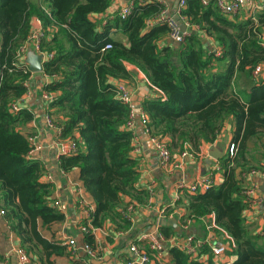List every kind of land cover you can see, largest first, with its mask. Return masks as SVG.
<instances>
[{
  "label": "trees",
  "instance_id": "trees-1",
  "mask_svg": "<svg viewBox=\"0 0 264 264\" xmlns=\"http://www.w3.org/2000/svg\"><path fill=\"white\" fill-rule=\"evenodd\" d=\"M112 1L0 0V211L19 248L30 263L54 264L53 257H72L66 246L41 234L51 232L64 215L51 203L50 184L41 182L44 166L29 159L34 134L26 129L34 115L27 108L12 109L28 92L33 75L20 50L37 19L39 49L49 56L42 71L51 80L43 87L50 96L47 115L61 138L72 139L76 147L74 154L59 157V168L77 172L78 186L94 204L82 223L86 245L95 247L90 231L108 221L118 231L130 228L124 198L143 205L150 197L149 191L135 188L137 161L130 155L134 135L125 128L131 109L119 100L113 82L129 78L125 64H130L163 95L143 101L141 107L148 137L169 138L170 149L182 151L188 145L199 151L203 143L215 141L230 116L234 118L232 144L237 152L219 160L223 181L204 193H184L186 217L214 216L215 224L234 241L235 247L226 252L234 260L226 264H264V236L251 234L244 225L243 212L250 205L236 174L237 168L241 173L253 169L247 166L246 143L264 136V85L254 84L248 100L233 85L238 74L252 77L254 68L264 64V6L239 20L238 14L221 13L217 0H184L179 14L190 27L184 43L174 48L159 46L169 36L166 24L156 21L165 9L158 1L133 0L127 16L117 12L99 30L100 22L90 17L106 13ZM117 30L126 36L127 46L111 39ZM203 36L213 38L221 52H209ZM168 229L161 227L164 238ZM141 251L150 259L147 264H161L148 248ZM209 252L205 245L201 253H207L212 264ZM168 254L170 264H200L199 257L175 246Z\"/></svg>",
  "mask_w": 264,
  "mask_h": 264
},
{
  "label": "crops",
  "instance_id": "crops-1",
  "mask_svg": "<svg viewBox=\"0 0 264 264\" xmlns=\"http://www.w3.org/2000/svg\"><path fill=\"white\" fill-rule=\"evenodd\" d=\"M133 0H113L111 6L102 15L91 16L92 22H100L101 27L114 17V14L127 7ZM143 1V0H139ZM158 1L165 7L164 17L175 18L179 8L180 0H146ZM209 1V0H202ZM228 1V0H224ZM259 12L253 5H246L237 15L239 20L254 16ZM231 19V17H228ZM158 22V21H157ZM39 27L36 19L32 21V30ZM196 31L198 28L194 26ZM113 41L127 46L126 36L120 31L110 33ZM262 42L264 43V28L262 30ZM202 43L209 52H221L220 47L213 38L203 36ZM172 45L174 48L180 45L166 37L160 41V47ZM29 50H33L29 47ZM27 53V52H26ZM25 59V56H24ZM23 59V60H24ZM125 69L129 78L120 81L125 84L130 92L132 107L135 110L134 119V137L132 145L141 149L139 155H135L133 150L130 155L137 161L136 171L138 178L135 188L138 190L151 191V195L146 204H138L130 198H124L126 204L133 203L135 211L133 213L131 226L124 231H118L111 222H106L102 228L94 229L92 241L98 253L95 258L90 257L86 252V243L84 232L81 231L82 223L86 220L84 213L79 207V200H83L92 210L94 204L89 195L78 185L77 172L71 171L64 173L59 168L60 152L54 146V133L46 126L45 117L47 115V102L43 100V87L51 80L42 73L33 74L27 83L28 92L18 102L20 108L30 110L34 118L26 129L36 136L37 149L32 151L29 159L37 160L44 166V173L41 182L50 184L52 191L51 203H59L56 207L64 215V221L52 227L51 232L41 230V234L47 239H54L66 246L72 257H53L54 264H126L130 260H136L135 255L130 251L132 245L142 250L149 249V243L156 241L162 247V253L153 255L156 261L161 264H170L171 257L168 254V248L179 246L184 240L192 238L193 241H207L209 245L220 242H226L221 232L211 229L209 226L214 221V216L207 215L197 220H192L187 225L183 220L186 217V197L184 193L177 195V186L182 183H190L196 179L209 176L213 169L219 165V160L228 154V148L232 144L235 122L233 117H229L223 124L220 133L212 144L203 143L199 151L204 154L203 158L198 160H186L180 170L168 172L160 166L158 155L150 142L144 126L141 124L140 116L142 112V102L161 98L160 92L151 87L145 75L135 66L125 64ZM115 84V81H113ZM262 83L264 85V65L262 72L257 79L247 77L244 74H238L234 79V89L243 96V100H248L251 88L254 84ZM139 107V110L137 109ZM133 110V111H134ZM138 111V112H137ZM74 138H78L77 132L73 133ZM170 143V139L166 138ZM247 145V166L256 170L258 174L249 175L236 169V174L242 179L244 188L254 187L256 200L255 204L243 212L244 225L248 232L255 234L264 232V136L250 139ZM185 148H190L185 145ZM178 148H171V154L174 160L179 157ZM214 173V186H219L223 181L221 171ZM186 194V193H185ZM179 197L178 199H176ZM177 211L184 217L167 216L163 217L162 211ZM169 213V214H170ZM175 220V225L168 220ZM161 220L167 221V224L160 225ZM168 227L166 230L168 238H164L161 233V227ZM170 232L172 234H170ZM73 240L75 251L73 252L68 241ZM19 247L18 238L9 230L4 218L0 217V263L17 264L14 250ZM150 250V249H149ZM151 251V250H150ZM153 252V251H152ZM209 256L198 258L200 264H210ZM150 260V259H149ZM234 257L230 255L222 256L220 259H212V264H226L232 262ZM149 263V261L147 262ZM143 263V264H147ZM152 264V262H150ZM30 264H38L31 262Z\"/></svg>",
  "mask_w": 264,
  "mask_h": 264
},
{
  "label": "built area",
  "instance_id": "built-area-1",
  "mask_svg": "<svg viewBox=\"0 0 264 264\" xmlns=\"http://www.w3.org/2000/svg\"><path fill=\"white\" fill-rule=\"evenodd\" d=\"M202 2L203 4L207 3L205 1H202ZM184 5H185L184 0H180L179 8L176 13V16H178L179 21H176L174 18H165L164 11L156 18V21L166 24L168 28L169 38L177 44L184 43V38L188 35L187 29L190 27L188 22L184 19V17H180V14H179L180 11L184 8ZM246 5H253V7H255L257 10L260 11L264 6V0H228V1L217 0V6H218L219 11L229 16H234V15L239 14ZM131 7H132V3H130L127 7L121 9L119 11V16H121L122 18L127 16L130 13ZM36 21L39 24V27L36 28V30L32 32V34L26 41L25 46L20 50V55L23 56L22 59H24V56L26 55V52L28 51L30 47L37 54H41L43 56V62H44L49 56L40 52L39 42H40V37L42 33L40 29L41 28L40 22L37 19ZM181 24L185 26L186 28L185 32H181V28H180ZM109 48H110V45H107L106 49H109ZM262 65L254 68V70L252 71V78L254 80L260 76L262 72ZM115 86H116L117 95H118L119 100L131 109L129 120L127 124L125 125V128L131 133H133L134 135L135 110L132 107L131 92L129 88L121 82H115ZM160 94L162 98L163 95L161 92ZM43 100L46 102H49L50 96L48 94L43 93ZM12 109L13 111H17L18 109H20L18 103L14 104ZM146 120L147 118L141 112L140 121L143 126H145ZM45 124L54 133V146L59 150L60 156L74 154L76 150L74 141L69 138H66V139L61 138V130L56 127V125L53 122V119L49 117L48 115H46L45 117ZM150 142L153 145L156 151V154L158 155L160 166L168 172H172L174 170H180L184 166V163L186 160L194 161V160L201 159L204 156V154L200 151H194L191 148H188V149L184 148L179 153L178 159L174 160L171 154L170 144L166 140V138L153 137V138H150ZM29 143L31 144V147H32V150L30 151V154H31L32 151L37 149L35 135L29 138ZM140 152H141V149L137 146L133 150V153L135 155H139ZM236 152H237V147L234 146L233 144H230L228 148L229 157L230 158L234 157ZM217 171H220L219 165L216 166L213 169L212 173L207 177L196 179L190 183L179 184L176 189L177 195L179 196L184 192L189 195H195L198 193L206 192L212 186H214L213 172H217ZM255 174H258V172L255 169L251 170L249 173V175H255ZM149 193L151 195L152 192L149 190ZM243 194L246 198V201L249 203L250 206L255 204L256 200L254 199V195H255L254 187L250 186V187L245 188ZM178 198L179 197H177L176 199ZM53 205L57 207L59 203L55 201ZM79 207L81 211L84 213L85 218L89 219V215L92 211L91 206H89L83 200H79ZM134 211H135V205L133 203L127 204L125 213H124L125 219L131 222ZM169 213L170 212H168L167 210L162 211L163 217L172 216V215L179 217V218L184 217L182 216V214H180L177 211L171 212L170 214ZM1 216H3L2 211H0V217ZM183 222L185 225H187L191 222V218H186L185 220H183ZM209 227L211 229L221 232L226 242L224 241V242L216 243L214 245H209L207 241H193L192 238H188L184 240L182 243H180L179 246L176 245V247L184 251L187 255H189L192 258L201 257V256L205 257L206 255L208 256L207 253H201L205 245H208L210 247L209 253L211 254L212 258L218 260L222 256H225L228 250L235 247L233 239L224 230L219 228L215 224L214 221L211 223ZM81 231L86 232L87 230L84 226H82ZM93 231L94 229H91L90 232L92 233ZM256 235L264 236V232L263 231L257 232ZM68 246L73 252L75 251V248H74L75 244L73 240L68 241ZM148 246L151 251L156 252L158 255L162 253V247L160 243L156 241H151ZM130 251L135 255L137 259L130 260L126 264H143L149 261V257L146 254V252L139 250L136 246L132 245L130 247ZM85 252L90 257H93V258H95L98 253L95 249H91L87 245H86ZM14 255L16 257L17 264H30V259L23 249L17 247L14 250Z\"/></svg>",
  "mask_w": 264,
  "mask_h": 264
},
{
  "label": "water",
  "instance_id": "water-1",
  "mask_svg": "<svg viewBox=\"0 0 264 264\" xmlns=\"http://www.w3.org/2000/svg\"><path fill=\"white\" fill-rule=\"evenodd\" d=\"M176 21H179L178 16L174 18ZM181 32H185L186 28L183 24L180 25ZM24 64L28 67V70L32 74H39L43 71V56L41 54H37L34 50L27 51L24 59ZM139 110V107H137ZM138 112V111H137ZM169 223H172V225H175V220H168ZM167 224V221L161 220L160 225Z\"/></svg>",
  "mask_w": 264,
  "mask_h": 264
}]
</instances>
